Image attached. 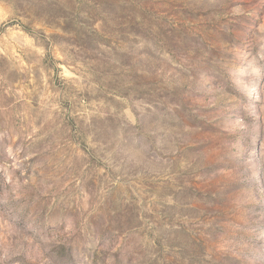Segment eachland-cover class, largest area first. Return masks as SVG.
Wrapping results in <instances>:
<instances>
[{"label":"rangeland","instance_id":"rangeland-1","mask_svg":"<svg viewBox=\"0 0 264 264\" xmlns=\"http://www.w3.org/2000/svg\"><path fill=\"white\" fill-rule=\"evenodd\" d=\"M0 264H264V0H0Z\"/></svg>","mask_w":264,"mask_h":264}]
</instances>
